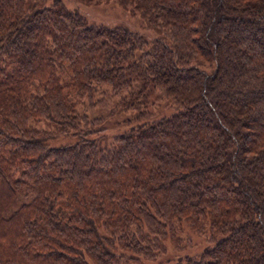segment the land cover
<instances>
[{"label": "trees", "instance_id": "obj_1", "mask_svg": "<svg viewBox=\"0 0 264 264\" xmlns=\"http://www.w3.org/2000/svg\"><path fill=\"white\" fill-rule=\"evenodd\" d=\"M74 1L154 36L0 0V264H264V0Z\"/></svg>", "mask_w": 264, "mask_h": 264}, {"label": "rangeland", "instance_id": "obj_2", "mask_svg": "<svg viewBox=\"0 0 264 264\" xmlns=\"http://www.w3.org/2000/svg\"><path fill=\"white\" fill-rule=\"evenodd\" d=\"M67 3V6L70 9H78L82 14H84L89 22L95 24H102L107 26H116V25H126L134 31H139L146 33L149 36H154L152 31H145L140 25V21L136 16H133L128 11L122 9L118 5H112V3H80L75 2L74 0H64ZM151 37V38H152ZM155 98V97H154ZM155 109V117H159L162 113H168L170 108L167 104L171 105L168 99H159L157 101ZM172 107V106H171ZM163 109L161 112L160 110ZM132 113H127L126 115H119L110 120L109 131L112 133L116 132L113 130L117 125H123L122 122L125 116H130ZM131 117V116H130ZM132 118L134 116L132 115ZM44 125V124H43ZM124 129V128H122ZM182 247H185L182 253L198 254L200 253L208 244L209 234L208 233H197V232H186L183 235Z\"/></svg>", "mask_w": 264, "mask_h": 264}]
</instances>
